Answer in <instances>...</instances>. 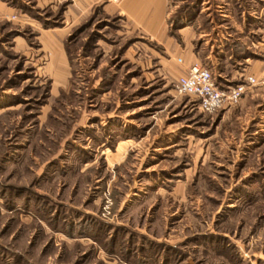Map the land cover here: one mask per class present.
Here are the masks:
<instances>
[{
  "label": "rangeland",
  "instance_id": "1",
  "mask_svg": "<svg viewBox=\"0 0 264 264\" xmlns=\"http://www.w3.org/2000/svg\"><path fill=\"white\" fill-rule=\"evenodd\" d=\"M165 1L0 0V264H264V100L175 87L180 29L264 0Z\"/></svg>",
  "mask_w": 264,
  "mask_h": 264
},
{
  "label": "crops",
  "instance_id": "2",
  "mask_svg": "<svg viewBox=\"0 0 264 264\" xmlns=\"http://www.w3.org/2000/svg\"><path fill=\"white\" fill-rule=\"evenodd\" d=\"M143 3L142 12L145 14L143 16L150 20H160L156 26L162 27L163 21L161 20L165 19L166 16L165 7L167 1L145 0ZM148 6L153 7L152 11H150ZM0 13H11V8L0 2ZM222 13H217L214 16L218 17V20L220 19L219 16H228ZM200 14L201 12L197 13L194 19L180 29L181 31L186 30L187 34L185 58L188 66L199 64L210 69L215 81L223 87L242 82L247 76L264 78V40L259 35L261 31L254 28L247 31H244V29L240 31L235 29V32L223 31L220 28L223 25L220 22L221 19L218 21L216 17H209V13L206 14L209 17V28L203 27L199 22ZM242 15L239 16L242 17ZM200 38L202 42H198ZM246 50L253 53V55H245L247 53ZM237 63L243 64L240 70L230 69L226 72L224 69V67L226 68L229 65L233 67ZM185 68L178 73L176 79L185 72ZM243 96L244 98L257 96L264 100V86L249 87Z\"/></svg>",
  "mask_w": 264,
  "mask_h": 264
},
{
  "label": "built area",
  "instance_id": "3",
  "mask_svg": "<svg viewBox=\"0 0 264 264\" xmlns=\"http://www.w3.org/2000/svg\"><path fill=\"white\" fill-rule=\"evenodd\" d=\"M185 69L175 81L176 90L196 100L199 108L210 114L236 104L249 87L259 83L256 77L247 76L242 82L223 87L215 81L211 70L202 65L193 64Z\"/></svg>",
  "mask_w": 264,
  "mask_h": 264
},
{
  "label": "trees",
  "instance_id": "4",
  "mask_svg": "<svg viewBox=\"0 0 264 264\" xmlns=\"http://www.w3.org/2000/svg\"><path fill=\"white\" fill-rule=\"evenodd\" d=\"M188 19H190V15H189V18ZM177 21H178V19H177ZM179 24V23H178Z\"/></svg>",
  "mask_w": 264,
  "mask_h": 264
}]
</instances>
